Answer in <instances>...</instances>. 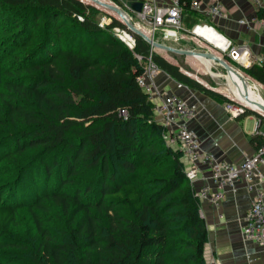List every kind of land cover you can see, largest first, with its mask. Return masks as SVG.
<instances>
[{
  "label": "trees",
  "instance_id": "trees-1",
  "mask_svg": "<svg viewBox=\"0 0 264 264\" xmlns=\"http://www.w3.org/2000/svg\"><path fill=\"white\" fill-rule=\"evenodd\" d=\"M194 15L187 3L189 29ZM100 16L78 0H0V253L34 250L39 264H206L208 226L183 153L167 146L137 79L152 54L178 84L233 100L182 74L122 22L101 29ZM116 27L135 37L134 51ZM245 73L264 86V69ZM251 110L242 118L263 124ZM251 143L264 146V135Z\"/></svg>",
  "mask_w": 264,
  "mask_h": 264
},
{
  "label": "built area",
  "instance_id": "built-area-1",
  "mask_svg": "<svg viewBox=\"0 0 264 264\" xmlns=\"http://www.w3.org/2000/svg\"><path fill=\"white\" fill-rule=\"evenodd\" d=\"M83 4L90 3L91 6L97 8H104L107 12L110 11L102 4L99 5L92 0H78ZM107 3L105 0H99ZM115 3L119 7H125L127 12H124L129 22L132 18H137L141 23L151 27L154 34L158 32L165 40L177 41L181 38L183 33H190L196 38H201L207 44L206 39L202 35L205 31H218L211 24L217 20L226 22L232 19L225 7L224 0H118ZM247 1L250 9L256 15L253 21L256 23L258 29H264V18L259 20L258 15L264 13V0H245ZM134 2L142 3L140 12L132 10ZM189 4L190 11L196 14L199 19L198 24L193 28L187 29L184 27V12L185 7ZM88 5V4H87ZM111 5V4H110ZM131 15V17H130ZM261 17V16H260ZM78 20L84 21L82 17L78 16ZM125 23L124 19L122 18ZM112 19L107 16H102L100 21V28H106L112 23ZM240 26H251L249 21L242 19L238 21ZM126 25V23H125ZM128 28V27H127ZM113 35L119 38L130 50L134 51L136 39L127 30L121 27H116L113 30ZM219 32V31H218ZM223 34V33H222ZM147 35V34H146ZM156 35V34H155ZM155 35L151 38L155 41ZM224 35V34H223ZM148 36V35H147ZM225 36V35H224ZM149 37V36H148ZM229 42L227 51H231L230 58L234 62H238L240 55L247 56L243 65L245 68L257 65L264 69V54L255 56L251 53L249 47L238 46L236 47L232 40L226 37ZM224 53V52H223ZM139 61L142 57L138 56ZM185 74L190 75L187 71ZM162 70L155 64L152 59V54L145 63L144 73L138 77L140 87L147 94L150 101L154 102L156 97L160 95V88L156 82L158 76L162 74ZM179 88L185 86L178 84ZM165 99L161 104H155L154 114L156 120L161 124L167 133L164 135L167 146L178 148L183 153V157L191 163V167L186 170V177L191 185L196 188V184L201 181L203 185L196 190L197 197L200 203L207 201L221 211V206L228 193L235 194L238 191V185L245 183L247 191L251 195V208L245 219V225L242 228V237L247 242H254L264 250V191L255 187L254 181L259 180L261 184L264 183V176L259 174V170L264 168V146L257 149L250 156L243 158L241 163H230L224 160L217 159L212 154H207L201 145L200 139L197 134L188 126L189 122L194 119L196 115L195 106L191 105L186 97H181L176 94H168L164 96ZM248 110L242 104L232 103L227 104L226 112L232 118H239L246 114ZM261 119H257L255 134H263L260 132ZM264 135V134H263ZM202 167L209 171L210 178L201 177ZM209 180L214 184V190L211 192L208 184ZM202 215V214H201ZM223 214H219V218H223Z\"/></svg>",
  "mask_w": 264,
  "mask_h": 264
},
{
  "label": "crops",
  "instance_id": "crops-1",
  "mask_svg": "<svg viewBox=\"0 0 264 264\" xmlns=\"http://www.w3.org/2000/svg\"><path fill=\"white\" fill-rule=\"evenodd\" d=\"M223 2L229 14L232 15V19L226 22L220 20L216 21V24L220 26L219 29L223 31L220 33H223L225 36L222 35L225 38L228 36L236 47L241 45L249 47L253 55H263L264 29L261 30L253 26L256 25V23L251 20H254L256 15L253 9H250L247 1L224 0ZM258 17L259 20L263 18L260 17V15H258ZM242 19L249 21L251 26H240L238 21ZM242 33L243 35L248 34L250 36L247 42L240 40ZM170 63L173 64V62ZM246 69H248V67ZM208 74L211 75L210 73ZM249 80L259 92L260 88L258 85L251 79ZM156 82L160 88V95L154 100L155 104L163 103L165 99L164 96L168 94H176L181 97H186L189 103L195 106L196 115L194 119L189 122L188 126L197 134L203 150L207 154H212L217 159L230 163H241L244 157L250 156L256 151V147L251 143V138L257 130L256 123L258 118L256 116H249L246 119L242 117L232 118L231 115L226 112V102L220 99L214 100L186 86L184 88H179L176 81L163 73L158 76ZM228 92L231 96H234L231 94L229 87ZM242 105L245 106L244 104ZM249 118L254 121V129L253 132L248 133L246 120ZM263 126L264 123L259 127L261 133H263ZM183 161L185 170L189 169L191 163L185 158H183ZM259 174L264 176V168L259 170ZM200 176L210 178L209 171L202 167ZM200 182L201 181L196 184V190L203 185ZM208 184L211 192H213L215 188L214 184L210 180ZM254 185L264 191V183L261 184L259 180H255ZM251 199L252 197L247 191L246 184L240 183L237 193H228V195H226L220 212L207 201L200 203V215L202 214L201 217L205 219L206 225L208 226V243L205 247L204 255L206 264H264V250L254 242L245 241L241 233L245 225V219L251 208ZM220 213L223 214V218H219Z\"/></svg>",
  "mask_w": 264,
  "mask_h": 264
},
{
  "label": "rangeland",
  "instance_id": "rangeland-1",
  "mask_svg": "<svg viewBox=\"0 0 264 264\" xmlns=\"http://www.w3.org/2000/svg\"><path fill=\"white\" fill-rule=\"evenodd\" d=\"M108 4H111L113 6H115L116 8L118 7L119 9H121L123 12H127V9L125 7H119L118 5L115 4V2H113L112 0H105ZM88 5L91 6L90 3H86ZM91 7H94L96 8L98 11L101 12V16H107L109 18L113 20H117V21H120L122 22L123 24H125L122 20V18L117 15L116 13L114 12H110L109 11L107 12L106 9L104 8H97L95 6H91ZM131 17V15H130ZM194 17L196 19H198L199 16H197L196 14L194 15ZM132 18V22L131 24L133 26H135L139 31H141L142 33L144 34H147L150 37H152L153 35H155V41L158 42L159 44L161 45H164V46H169V47H172L174 49H178V50H190V51H194L196 53H199V52H207V53H212V52H217L218 54L221 52V55H222V58L230 65H232L237 71H239L240 73H243L245 75V77L253 80L254 82H256L258 85L260 84L258 81H256L255 79H252L249 75H247L245 73V67L237 62H234L232 61V59L230 58V55H231V52H232V49L231 51H227V52H222V51H218L217 49H214V48H211L209 45H207L203 39L201 38H196L194 36H192L190 33H183L181 35V38L177 41H174V40H168V39H164L162 38L161 34L158 33V32H153V30L151 29V27H148L146 24L144 23H141L137 18ZM213 27H215L219 32H223L221 31L220 26H218L216 24V22L212 23L211 24ZM184 27L189 29L188 28V25L186 23H184ZM235 30V29H234ZM227 36V35H226ZM228 37V36H227ZM250 38V36L248 34H244L242 33V37L240 40L242 41H245L247 42V40ZM154 52H156L158 55H160L161 57H163L165 60L167 59L169 62H173L174 65L176 66H179L181 68V73L185 74L184 71H187L188 73H190V75L188 74H185L186 76H188L189 78L193 79L194 81H197V82H201L199 80H202L204 83L203 86L209 90H212L213 92H218L220 93L222 96H225L226 98H228L230 101L234 100L236 103L240 104V102H238L234 96H231L227 90H228V87H227V82L226 80L223 78V77H219V78H213L211 75H209L207 72H206V69L204 67V65H202L200 62H198L197 60H195L193 57L191 56H187V55H178V54H175V53H172V52H165V51H162V50H159V49H153ZM212 51V52H211ZM213 54V53H212ZM160 68V67H159ZM163 72V71H162ZM214 73H218V74H222V75H227V71L222 67V66H219V65H216L215 66V69H214ZM163 74H165L163 72ZM166 75V74H165ZM192 75V76H191ZM194 76V77H193ZM237 78H240L238 76H236ZM232 78V77H231ZM241 79V78H240ZM260 87V90H259V94L262 95L263 99H264V88L262 85H259ZM256 95H258V92L256 91ZM259 96V95H258ZM237 98V97H236ZM248 98V97H247ZM241 105V104H240ZM248 110H251V109H248ZM253 111V110H251ZM255 113H257L258 115L261 116V118L264 120V116L260 113H258L257 111H254ZM243 119H246V118H243ZM254 121L253 120H250L247 119L246 120V127H247V132H253V129H254ZM263 133H264V126H263ZM175 149H178L175 147ZM179 150V149H178ZM31 157L28 156L27 159H24V162L27 161L28 159H30ZM50 229H52V231L54 233H59L60 230L57 229V226L55 224H52L50 225ZM22 238L24 240H26L27 242H33V235L31 232L29 231H24L22 234ZM27 235H31L29 238L27 237ZM27 237V238H26ZM34 248V246L32 247V249ZM35 249V248H34ZM8 255H11V256H19L21 255L22 258H23V264H39L40 262V257L39 255L34 252V250H31V251H28L27 252H21V251H17V250H12L11 252L9 253H6V254H3V253H0V258H3V257H8Z\"/></svg>",
  "mask_w": 264,
  "mask_h": 264
},
{
  "label": "bare ground",
  "instance_id": "bare-ground-1",
  "mask_svg": "<svg viewBox=\"0 0 264 264\" xmlns=\"http://www.w3.org/2000/svg\"><path fill=\"white\" fill-rule=\"evenodd\" d=\"M204 38L206 39L207 43L212 46V48H216L220 51L227 52V46L229 40L225 38L220 32L214 31H205L202 33ZM199 53H197L198 55ZM212 54V53H210ZM214 55V54H212ZM214 56H217L216 54ZM219 57V56H217ZM196 60L200 61L207 69V72L211 74L213 78H219L223 77L226 82L227 86L230 88L231 94L236 96L235 98L251 109H254L256 111H260L264 113V101L259 95L258 90L254 85L251 83L249 79H246L241 73H239L234 67V70L229 71L227 75H222L218 73H214V69L216 65L222 66L217 60H214V58H206L202 55L194 56ZM221 58V57H219ZM247 56L241 55L239 57L238 62L244 63ZM222 59V58H221ZM236 76L240 77L237 78ZM232 77V78H231ZM256 91L258 92V95H256ZM248 97V98H247ZM243 101V102H242Z\"/></svg>",
  "mask_w": 264,
  "mask_h": 264
},
{
  "label": "water",
  "instance_id": "water-1",
  "mask_svg": "<svg viewBox=\"0 0 264 264\" xmlns=\"http://www.w3.org/2000/svg\"><path fill=\"white\" fill-rule=\"evenodd\" d=\"M94 1L95 3H98L99 5H103L105 6L107 9H109L110 11L116 13L117 15H119L121 18L124 19L125 23H126V26L128 27V29L134 34H138L140 35L150 46H152L153 48L155 49H159V50H162V51H165V52H172V53H175V54H178V55H187V56H191V57H196L198 56L199 54L206 57V58H214V60H217L220 64H222V67L227 71H232L234 70L233 66H230L229 64H227V62L217 56H214L210 53H207V52H199V54L197 55L196 52L194 51H190V50H178V49H174L172 47H169V46H164V45H161L159 44L158 42L154 41L151 37L149 38L146 34L142 33L141 31H139L135 26H133L128 18H126V15L125 13L119 9L118 7L116 8L115 6L113 5H110L108 3H104V2H101L99 0H92ZM142 9V3L140 2H134L133 5H132V10L133 11H136V12H140Z\"/></svg>",
  "mask_w": 264,
  "mask_h": 264
}]
</instances>
